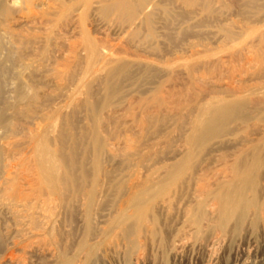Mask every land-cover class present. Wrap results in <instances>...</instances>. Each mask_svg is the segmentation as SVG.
<instances>
[{
    "label": "rangeland",
    "instance_id": "rangeland-1",
    "mask_svg": "<svg viewBox=\"0 0 264 264\" xmlns=\"http://www.w3.org/2000/svg\"><path fill=\"white\" fill-rule=\"evenodd\" d=\"M15 1L16 0H7V4L11 9V13L10 15L6 16V21L3 18L1 19V21L3 20L6 22L5 24L8 25L10 29L9 31H12L11 33H13L14 31V34L16 35L19 34L20 36L21 34V37L24 35L22 41L23 43H25L26 47L21 51L22 53H20L19 55L20 58L22 57L21 54L24 56V58L22 57V61L17 60L19 58L18 56L15 58V60H13V62L9 63L7 61V58L15 47L12 44L13 42H11V40H8V42L10 41L11 44L10 42L7 43L6 40L9 38L6 37H10V35L13 34H11L9 31L7 33L3 32L4 30L1 27L2 24L0 23V28H2L0 29V32H2L0 33V62L2 61L1 64L8 63L7 65H9L10 69L12 68L13 70H11L12 72L7 73L5 75L7 77L4 78L6 80L4 81L3 85L4 98L2 101L3 103L0 102V110L5 108V112L8 115L3 112L4 109L0 111V113L5 117L7 116L6 118H4L5 120L0 116V136H2L0 138V145H4L5 139H8L7 141H11L12 143L14 142L13 146L15 144L18 146L9 147L12 148L11 150L16 156L13 157L14 159H12L10 161L11 163L9 162V164L15 166L14 168H12V170H14L12 172H18L17 174L15 173V175L21 178L23 176L25 177L27 175H33L34 170L32 171L31 169V161L33 157L31 153L26 152L25 154L21 152V154L20 152H18L23 151V149V152L27 151L24 143L27 144V142H29L28 139L26 140V137L28 138V136H25L26 133L24 132V125L20 126V124H26L28 126L29 124L27 123H30L32 130L29 129L30 126H28V128H26L25 130L27 131L29 129L27 132L28 134L26 135H29L31 130V132H36V134L33 132L34 135H48L50 136V138L54 137L56 135L55 130H57L59 126H62L64 122L66 123L67 121L73 122L72 125L74 127H72L74 129L76 128L74 131L80 132L83 129L86 130L92 125V120H89V112L88 110L86 111V105L85 107L83 105V99H85L86 101V99L89 98L90 101L91 98V101L94 102V104L96 103L97 108H100L99 112L101 113V116L102 114L104 115L102 117L106 118V122L110 120L107 122V124L104 121L105 125H107L106 127L108 128H105L104 126L101 131L108 134L109 132L113 133L112 130L114 129V132L117 131L116 133L119 136L121 135L120 138L125 137L126 134L127 136L129 135L132 138L135 136L134 140L136 139V141H139V144L138 141L136 143L141 146H139V148L143 151L142 154L144 153V155H148L152 154V152H159L157 153L158 155L156 154L155 157H153V159L156 160L155 162L150 161L151 163L147 162L146 164L149 163L148 165H150L152 163H158L157 166H159L160 168L164 166L165 161V164L170 163L169 159L173 158V149H176L178 147V141H176V138L180 137L176 135L179 134V131L176 129L177 124L174 121L175 117L173 118V121H167L161 127V130L159 129L158 131H156L157 133L155 132V128H148L146 131H144L143 138L141 137V128H139V126V129L137 128V123L139 124L142 109H144L145 112L148 110L149 106L153 105L150 103L154 98L151 96V94L153 96L156 95V89L158 90L159 87L160 89L162 88L163 94L167 101L169 100V102H172L174 110L172 111V113L174 115V112L176 114V111H178V108H180V106H178L179 102L182 103L183 101L184 106L186 105L189 107H193L195 105L192 106L190 102L192 100H195V102L196 100L201 101L202 95H204V101L209 98V94L212 96V91L213 96L218 92L216 96L219 95L220 97H223L227 93L229 94L230 90H234V88L238 89V87L240 86L250 87L253 85L255 86V84L259 85L260 81L264 78V73L260 70V62L262 61V57L253 53L252 54L254 56L250 53L246 54V51L248 49V51L251 52L258 46L257 39L260 34L264 32V0H255L254 2L259 1L256 6V3H253L254 6L252 4H250L251 6L249 5L250 1L252 2L253 0H206L205 5H207L208 3V5H210L209 9L203 8L205 7L204 3L197 6L193 5L188 0H154L152 2L153 6L152 8H150L151 11L149 10V14L151 15L153 22L152 29L149 30L147 27L142 26L139 29L138 33H136V36L134 35V37L132 36L135 33L129 35V33L132 31L128 32L129 30L127 31L124 29L125 26L121 24L122 22L119 23L118 16L116 14H114L116 16L111 14L110 16L104 18L101 17L99 13H97L99 14L97 15L96 12H90L91 14L89 13L85 17V19H79L77 15H75L76 17L72 16L70 14L71 12H69L70 16H67V14L64 13L66 8L76 0H31L32 6L25 3L23 0H17L16 2ZM54 2H59L58 5L61 12L59 11V9L57 10L58 6L57 8L55 7L57 3L55 6L53 5ZM64 5L65 7L62 11L61 7H63ZM258 6H261L262 10L259 9L260 7ZM53 7H55V9ZM53 9L54 11L56 10L59 12L55 11L53 14ZM228 28L230 29L228 30ZM230 30L233 32L232 34L234 36V38L232 37L234 42L232 41L231 43L230 41L232 39L228 40V34ZM86 33V37H88V39L90 37V40L98 44L99 47H106V49L108 50H106L107 55L109 57L114 59L116 58L117 60L122 61L127 60L130 63L132 61V64L134 65L132 67L136 68L134 69V72L136 71V73L133 72L136 78L133 76L130 79H125L124 81H122V92L120 91V93L117 94L116 98L114 97V99L110 101V105L106 108L103 106L105 102V92L103 90V86H101L102 79L99 78L100 76L102 77V75L99 76V74H102L101 72H95V77L97 75L99 76L97 77L98 80L96 79V82L98 81V84L93 81L91 90H86V87H82V80L84 78L83 73L85 72V68L87 67L86 62L83 61L84 59L82 57L85 54L83 50L85 49L84 44H86H83V42H86V40H88L85 37ZM4 38L6 42L3 40ZM10 38H12V36ZM8 44L9 46H7ZM10 46L12 48L14 47L13 50L8 49L10 48ZM244 49L246 50L243 51ZM241 51H243V54H246V58L245 55H238ZM27 61H29V64ZM141 61L142 63H139ZM146 61L147 63L152 64L150 65L151 68L153 67L152 69L148 70L146 68H143V66H141L142 68L138 67L137 64H145ZM24 62L27 63V67H25L26 64ZM253 71H256V73L254 74ZM22 72H24V75ZM199 75H201V78L199 77ZM255 75H257V77ZM99 81L101 85H99ZM23 82L26 83L30 88H33L31 97L29 95L27 97L25 96V101H22L23 105L20 103L19 105L17 102L15 103L13 95L16 96L15 87ZM152 89H154V91ZM219 92L221 95H223L221 93L223 92L224 95L221 96ZM143 93L145 94L143 95ZM198 93L200 95H198ZM194 95L197 96V99H195ZM199 96L200 99L198 98ZM124 97L126 98V102ZM35 98H38V100H36ZM169 98H172V100L170 101ZM92 99L95 101H93ZM5 100H7L8 102H6ZM140 100L142 102H144L145 100V103L147 101L149 102L146 103L148 104V106L146 107L147 109L142 106H146L145 103L140 105ZM184 100L186 102H184ZM188 102L189 104H187ZM4 103L7 104V107L4 105ZM14 103L16 105H14ZM133 103L134 106L136 104V107L133 106ZM152 103L155 102L153 101ZM11 104L17 107L15 108ZM24 105L26 108L23 107ZM137 105L142 109L137 108ZM182 105L181 107H183ZM21 106L25 109V112L29 107L31 108H29L30 110L27 111V114L29 112L28 116H32H30V118L28 117L29 120L28 118H26L27 115H24L25 113L22 112L23 108H20ZM128 106L130 108H133L130 109L128 108ZM17 108L18 110L20 109L22 111H19L18 113ZM152 108L150 107L149 109L151 110ZM20 112L24 113V116L22 115V113L20 116ZM42 112L44 113L42 114ZM144 112L142 111L143 114ZM16 114L19 116H17ZM44 114H47V116H44ZM31 119L36 120H34L33 122L31 121ZM64 119L65 121H63ZM16 120L19 124L16 122ZM42 120L43 123L41 124ZM35 123L38 125H36ZM2 125L5 126V128ZM13 125L15 126L13 127ZM6 126L8 128L13 127L15 132L17 131L20 136H23H18V133L16 132V135L18 137L15 135L16 138L15 136H13L14 138H8L11 135H7ZM38 126L39 128H37ZM175 129L177 130V133L175 132ZM18 130L20 132L22 131V133H20ZM4 132L6 134L3 135ZM106 134L104 133V135ZM4 136L5 139H3ZM137 136H140V140L139 138L137 139ZM23 137H25V139ZM21 138H23V140ZM171 141L173 142L171 143ZM174 142H176L177 146H175ZM21 146L25 147L21 148ZM13 148L17 151L15 150L16 152H14ZM144 151H146V153ZM231 153L232 152H229V154ZM117 154L119 155L120 153ZM14 155L12 154V156ZM19 155L20 157H18ZM118 159L120 160V162ZM159 160L164 162H160ZM111 161L113 162L105 163V166H107L106 169L110 171V173H112V181L115 178L113 181L115 183L119 179L122 180L124 175L128 173V171H125V174L124 170L128 169L130 172V170H133L134 168L137 169L136 167H131V169L125 164V166H122L123 163H121V154ZM157 166L156 168H158ZM217 169L220 168L218 167ZM26 171L28 174L25 175L24 173H26ZM139 171L145 173L143 167ZM107 184L105 185V189L109 191V189L111 188L110 186H112V182L111 184ZM191 194L192 192L186 195L185 193H183L182 195H180V197L177 198L179 200L176 199L177 202L175 201L174 203H172V205L168 204V206L165 205L166 207H164V209H156V212L158 213L156 214V216L159 222V225L158 222L156 224V229L159 231V233L157 231L155 242L153 240L154 237L149 238V240L144 239V242L146 240L145 245L147 246L140 252L142 253L144 251V253L142 254L146 258L136 261L139 256V251L135 249L130 254L128 248H125L124 245L121 247L122 244L117 248V250L119 249V252L115 250V253L113 251H110V253H108L109 251L106 249L108 237L101 236L90 243L91 245L93 243L94 246H98V250H96L93 258H91V260L86 264H264V237L258 235H256L257 237L252 235V237L251 235H247L243 231H241L239 234H234L232 228L233 224L230 225V230L228 229L224 234L220 235L213 228H211L213 232L212 230L210 231V229H207L202 239H195V237L193 236L194 228L188 223L185 217V214L189 208L188 204H190L191 200L194 202V204H192L193 202L191 201L190 207H195V201L190 198ZM106 196L108 197L100 200V202L102 203L104 201V203H106L105 200H109L110 202L107 201L109 205L107 203H99V206L97 205L98 207L96 208V210L100 214L104 213V219L103 217L98 218L100 219V221L106 220L105 222L107 224L109 223V221H111L109 219L119 217V214L117 213L118 211L114 210V208L119 209L116 204L120 206V203L122 201L119 196L113 195L112 192H110ZM188 196L189 199L184 200L188 198ZM78 200L79 199L77 198L68 200V202L63 203L61 207L56 209V212H53L56 214L54 217L53 215L51 216L52 219L49 230L47 231L48 234L44 237H40L39 239H36V237H32L31 241L19 239L21 241L20 247H22L23 243L34 246H32V248L28 250L29 253L26 254V257L24 255V258H26L27 260L26 264H64L65 261H69L71 259L74 260L77 258L75 249L83 236L82 225L84 219L82 215L83 213L79 208L81 204H78L80 203V201L78 202ZM112 200H114L113 203ZM117 200L119 201V203H116ZM0 202L2 203L1 199ZM1 203L0 221H2V226H5L3 227V229H11L8 240V243H11L13 242V240L15 241V238L17 237L15 235L16 222L14 221V218L10 216V213L8 214L6 210L5 212L1 208ZM114 211H117V215L114 214ZM112 214L114 215V217H111L113 216ZM4 218L7 220H5ZM207 223H205V229L207 228L206 226H208ZM3 233H5V231H3ZM53 236H57L60 242L59 249L55 251L58 253H55L54 257H52L50 255V252H48L47 250L48 246L50 245L49 242H51ZM11 237L14 239L12 240ZM38 243L47 245L44 246L47 251L43 249V246L38 247ZM20 247H13L11 243L10 248H13L14 250L12 254L13 259H11L9 254L7 253H0V264H21L20 261H22L23 259V251ZM104 248L106 249V252H101L102 250H105ZM63 249H65L67 253H63ZM59 254L61 255V257ZM128 255L131 257H129ZM62 257L65 258L63 259ZM132 257H135L136 259H133ZM7 258L12 261L8 260ZM77 263L84 264V262H81L79 260Z\"/></svg>",
    "mask_w": 264,
    "mask_h": 264
},
{
    "label": "bare ground",
    "instance_id": "bare-ground-1",
    "mask_svg": "<svg viewBox=\"0 0 264 264\" xmlns=\"http://www.w3.org/2000/svg\"><path fill=\"white\" fill-rule=\"evenodd\" d=\"M23 1L27 4L30 5L32 4L31 0H23ZM153 1L154 0H76L66 8L64 13L67 14V16L68 15L70 16V14L72 16L77 15L79 19H85V17L90 12L91 13L96 12V14L99 13L100 16L104 18L110 16L111 14L113 15L116 14L118 16L119 23L122 22L121 24L125 26V27L123 26L124 29L127 31L129 30L128 32L132 31L129 33V35L135 33L132 36L134 37V35L136 36V33H138L139 29L142 26L147 27L149 30L152 29L153 22L151 15L149 14L150 13L149 10L151 11L150 8H152L153 6L152 5ZM188 1L193 5H197V6L204 3L205 7L203 8L206 9L210 8V5H208V3L207 5H205L206 0H188ZM254 1L255 0H253L252 2L250 1L249 5L252 4L254 6V4L256 3L255 4L256 6L259 1L258 2H254ZM56 3L57 2H54L53 5L55 6ZM58 3L55 7L57 8L58 6L57 10L59 9L60 11V7ZM55 7L53 8L55 9ZM64 7L65 5L61 7L62 11ZM258 7H260L259 9H261V6ZM54 9L52 12L53 14L56 11V10L54 11ZM69 12L71 13L69 14ZM10 13H11V9L7 4V0H0V23L2 24L1 27L4 30L3 32L6 33L10 29L8 25L5 24L6 23L5 21H6V16L10 15ZM2 18L5 19V21L3 20L1 21ZM229 29L230 28H228V30ZM232 33L233 32L230 30L228 34V38H229L228 40L232 39L230 43L233 41L234 38ZM11 34H13L10 35V37L12 36V38H10L9 36L6 37L9 38L6 41L7 43L10 42V41L8 42V40H11V42H13L12 44L15 47V48L13 47L15 51L11 46L10 48L7 47L8 49L13 50V51L11 50L12 52L10 51L11 53L9 52L10 55L7 58V61L9 63L13 62V60H15V58L18 57L20 53H22L21 51L24 50V48L26 47L25 43H23L22 41L24 35L21 37V34L20 36L19 34L16 35L14 34V31ZM86 35L87 33L85 34V37ZM86 38L88 39V37ZM3 40L5 41V38ZM257 42H258V46L256 48L254 47L255 49L251 52L248 51L249 50L248 49L246 51L247 52L246 54L248 53H250L251 55L256 54L262 57V61L260 62L261 64L260 70L261 72L264 73V50H263L264 32L260 34V36L257 39ZM83 44L85 45V49L83 50L85 54L84 56H82L84 59L82 60L86 62L87 67L85 68L86 70L84 69L85 72L84 71H83L84 73L82 72L84 75L83 76L84 78L82 80L83 81L82 87H86V90H91V87L93 86L92 85L93 81L96 82L97 77L102 75V77L101 76L99 77L100 79H102L101 82L102 85L100 81H99L100 83L99 85L103 86V90L105 92L104 93L105 102L103 106L106 108L107 106L110 105L111 103L110 101H112L114 97L116 98L117 94L120 93L122 88L121 87L122 81H124L125 79L132 78L134 76L133 74L134 69L136 68L132 67L134 66L132 64V61L130 63L127 60L122 61V60H117L116 58L114 59L109 57L107 55L108 50L106 49V47L104 46L105 48H103V46H100L101 47L100 48L98 44L90 40V37L88 40H86V42H83ZM7 46H9V44ZM246 49H244L243 51H245ZM243 51H241L238 55L239 56L245 55L246 58V54H243ZM21 56L24 58L22 54ZM22 57L20 58L19 56L17 60L22 61L23 60ZM1 62H0V102H2L4 98L3 85H4V81H6L4 78L7 77L5 75L13 71L12 68L10 69V66L7 65L8 63L1 64ZM27 62L29 64V61ZM24 63L26 64L25 67H27L28 66L27 63L26 62ZM139 63H142V61ZM137 65L138 67L143 66V68H146L148 70L153 68V67L151 68L150 66L152 64L147 63V61L145 62V64L143 63ZM95 72L97 73L101 72L102 74H99V76L97 75L95 77ZM253 72L254 74L256 73V71ZM22 73L24 75V72ZM134 73H136V71ZM200 76L201 75H199V77ZM255 76L257 77V75ZM262 80L260 81L259 85L257 84H255V86L253 85L254 87L240 86L238 87V89L234 88V90L229 91V94L227 93L228 95L226 94L227 91L225 92L226 95H224V93L221 92L225 97L221 95L220 92L219 94L223 97H220L219 95L216 96L218 92L213 96V91H212L211 92L212 96L209 94V98L207 100L204 101L203 100L204 95H202L201 101L196 100L195 102V100L194 101L192 100L193 101L192 103L191 99L193 97L191 96L192 98L190 99L191 101L190 103L192 104V106L193 105L195 106L193 107H189L186 105L184 106L183 101L182 103L179 102L180 105L178 103V106H180V108H178L176 114L174 112V115L172 113V111H174L173 104L172 102H169V100L167 101V99L163 94V90L162 88L160 89V87L158 88V90L156 89L157 91L156 95L153 96L151 94V96L154 97L153 101L155 102V103H152L153 101L150 102L151 104L154 105V106L152 105L153 108L152 106H149L148 110L144 112V109H142L137 105L138 106L137 108L142 109V111L144 112L143 114L142 111L140 110L141 117L139 116L140 117L139 124L137 123V128L138 126L139 128H141L140 134L142 138L144 136L143 135L144 131H146L148 128L151 129L155 128V132H156L159 129L161 130V127L167 121L168 122L171 120L173 121L174 119H175L174 120L175 123L177 124L176 129L179 131V134L176 135L180 137V138L177 137L179 140L176 138V141H178L177 142L178 147L176 149L175 148L173 149L174 151L173 158L169 159L170 163L165 164L166 163L165 161L164 166L160 168L159 166H157L158 163H152L150 165H148L149 163L146 164L147 162L150 161L155 162L156 160H154L153 157H155V155L159 152L157 153L152 152V154H148V155H144V153L142 154L143 151L139 148L140 145H138L139 141L137 140L138 141L137 144L136 139L134 140L135 136L132 138L129 135L127 136L126 134L125 137L120 138L121 135L119 136L116 133L117 131L114 132L113 131L114 129L112 130V127L111 130L113 133L109 132L108 134H106V132L101 131L104 128V126L105 128H108L106 127L107 125H105L106 118L102 117L104 116L103 114L101 116V113L99 112L100 108L99 109L97 108L96 103L94 104V102L91 101V98L90 101L89 98L86 99V101L85 99H83L84 100L83 105L84 107L86 105L87 108L86 111L88 110L89 112L90 118L89 117L88 118L89 120L90 119L92 120V121L90 120L92 125L88 127L86 130L84 129L82 130L83 128L82 127L81 128L82 131L80 132L74 131L76 128L75 129L73 128L74 127L72 125L73 122L67 121L66 123L64 122L62 126H59L60 128L58 127V129L55 130L56 135L50 138V136L48 135H42V136L41 135L39 136L38 134L34 135L33 134L34 131L31 132L32 129L30 123L27 124H29L28 126H30L29 129L31 130L29 135H26L28 134L27 132L29 129L27 131L25 130L26 128H28V126L26 124H20V126L24 125L25 129L24 128L23 129L24 132L26 133L24 134L25 136H28V138L26 137V140L28 139L29 142L26 141L27 144L24 143L27 151L23 152L24 151L23 149V151H18V152L20 153L22 152L25 154L26 152L31 153V155L33 156L31 161L32 162L31 169L32 171L34 170V174L27 175L25 177L23 176L24 178L15 175V173L16 174L18 173V172L15 173L12 172L14 171L12 170V168H14L15 166L9 164V162L12 159H14L13 157H16L11 150L12 148H9L13 146L14 142L12 143L11 141L10 142L7 141L8 139L6 140L4 136L3 137V139H5L4 142L5 143L8 142V143L6 144L4 143V145H0V199L2 201V203L1 202L0 203H1V208L4 211L6 210L8 214L10 213V216H12V218H14V221L16 222L15 235L17 237L15 238L13 236L15 238V241L13 240L14 238L11 237V239L13 240V242H11L13 247H18V246L20 247L21 241L19 239L31 241L32 237L33 238L36 237V239L37 238L39 239L40 237H44L45 235H47L48 234L47 231L49 230L51 224V219H52L51 216L53 215L54 217L56 214L53 212L59 207H61L63 203L68 202V200L77 198L79 199L78 202L80 201V203L78 204L79 205L81 204L79 208L81 209L84 218L82 225L83 236L82 239L77 244L76 249L74 248L76 250L77 258L74 260L68 259L69 261H65L64 264H76L78 260L84 262V264L89 262L91 258H93L96 250H98L97 248L98 246H94L93 243L91 245L90 243L101 236L108 237V242L106 244V249L109 251V252L107 251L108 253H110V251L113 252L115 250L118 251L119 249L117 250V248L120 247V245L122 244L121 247L124 245L125 248H128L130 254L132 253V251L137 249L139 251V256L136 261H139L140 259L146 258L142 254L144 253V251L142 253L140 252L143 248L147 246L145 245L146 240L144 242V239L149 240V238L154 237L153 239L154 242L156 240L155 236L157 235V231H158L156 229V224L158 222V218L156 216V214L158 213L156 212V209L159 208L164 209V207L168 206V204L172 205V203H174L176 199L180 197V195H182L183 193H185L186 195L191 192L192 194L190 198L195 201V207H190L192 201L190 199L191 200L190 204H188L189 208L186 204L188 210L187 212L185 211L186 212L185 217L188 223L194 228L193 236L195 237V239L198 240L202 239L206 233L205 231L207 229H210L211 231L212 230L211 228H213L220 235L224 234L225 232H227L229 227H231L230 226L231 224H233L232 228L234 234H239L241 231H243L247 235H251V236L254 235L255 237H257L256 235H258L264 237V80L263 81ZM32 88H30L24 82L17 85L15 87L16 96L13 95L15 103L17 102L18 104L19 103L22 104V101H25L28 95L31 97ZM152 90L154 91V89ZM144 94L145 93H143V95ZM198 95L200 94L198 93ZM194 97L195 99H197V96L194 95ZM198 98L200 99V96ZM36 100H38V98ZM171 100L172 98L170 99V101ZM5 101L8 102L7 100ZM125 102H126V98H125ZM139 102L141 105L145 103V100L144 102H142L141 100ZM184 102L186 101L184 100ZM5 103L4 105L6 106L7 104ZM15 103L14 105H16ZM187 104H189V102ZM181 105L183 107H181ZM129 106L128 108H130L132 104L130 107ZM142 106L146 108L148 104H146V106L145 105ZM23 107L26 108L25 105ZM23 107L21 106L20 108ZM134 107H136V104ZM150 107L152 108L151 109L152 111L149 109ZM24 108L23 111L20 109L18 110L17 108L18 113L19 111H22L25 114L20 112V116L22 113V115L23 114L27 115L26 118L28 117L30 118L31 115L28 116L29 112L27 114V111L30 110L31 108L29 107L30 109L28 108L26 112ZM3 109H4L3 112H5V108ZM43 113L44 112H42V114ZM0 116L3 117V119L7 117V116L5 117L3 114H1ZM44 116H47V114L46 115L44 114ZM32 119L31 121L33 122L34 120H36V119L34 120ZM63 121H65V119ZM16 122L18 123L17 120ZM42 123L43 120L41 121V124ZM14 126L15 125H13V127ZM3 127L5 128V126ZM13 127L12 128L7 127L6 133L8 136L10 135L11 136L10 137L6 136V137L11 138L16 135L17 131L15 132ZM37 128H39V126ZM176 129L175 132L177 133ZM6 133L4 132L3 135ZM20 133H22V131ZM34 133L36 134V132ZM104 133L106 135H104ZM18 136H20L19 133ZM22 136L23 135H21L20 137ZM1 137L2 136H0V138ZM23 138L25 139V137ZM23 138L21 139L23 140ZM138 138L140 140V136L139 137L137 136V139ZM172 142L173 141H171V143ZM174 143L175 146H177L176 142ZM15 146L17 145L15 144L13 147ZM22 147L23 146H21V148ZM15 150L16 149H14V152L17 151ZM144 152L146 153V151ZM229 152L232 153L229 154ZM117 153L121 154V159H122L121 163H123V165L121 164L122 166L127 165L130 168L136 167L137 169L134 168L129 172L127 167L126 168L127 170H124V172L128 171V173L126 174L125 172L126 175H124V177L122 176L123 177L122 180L119 179L120 181L118 180L115 183L113 182L115 178L112 181L111 178L112 173H110V171L106 169L107 166H105V163L113 162L111 160H114L115 157L117 158L118 156H120V154L118 155ZM12 154L14 156H12ZM18 157H20V155ZM160 162H164V161H160ZM156 166L158 168H156ZM142 167L145 173L139 171ZM218 167L220 169H217ZM24 174L25 175L28 174L27 171ZM111 182H112V186H110L111 187L110 189L108 188L109 187L108 186L107 188L109 189V191H107V189H105L106 187L105 185L107 183L111 184ZM110 192H112L113 195L115 196H119L122 202L120 203V206L116 204L119 203L118 200L115 203L119 209H115L113 206L114 210L118 211V212L114 211V214H116L117 212L119 214V217H115L112 219L111 217H114V215L112 214L113 216L110 217L111 219L108 218L111 221H109V223L106 224L105 222L106 220L100 221V219L98 218V217H103L104 219L105 216L104 213H102L103 215L98 213L96 208L99 206V203H101L100 200L104 199L105 197H108L106 195H108ZM187 199H189V196L184 200ZM107 201L105 200V202L108 204ZM113 202L114 200H112V203ZM103 203L104 201L101 204ZM192 204H194V202ZM1 222L2 221H0V247H1L0 253L2 254L7 253L9 254L10 258L13 259L12 254L14 250L13 248L12 249L10 248L11 243H8L11 229L10 228L3 229V227L5 226H2ZM205 223H207L208 225L206 226L207 227L206 229H205V225H206ZM3 231H5V233H3ZM54 237L55 236H53V239L51 240V242H49L50 245L48 244L49 246L47 249L52 257H54L55 253H58L55 251L58 250L60 247V242L57 236L55 238ZM26 244L27 243L25 244L23 243L22 247H20L21 250L23 251V257H22L23 259L22 261H20L21 264H26L27 260L26 258H24V255L26 257V254L29 253L28 250L31 249L33 246L30 244L27 245ZM39 246H43V249L47 251L44 248V246L47 245L38 243V247ZM106 249L102 250L101 252L103 251L106 252ZM62 251L63 253L66 252L65 249H63ZM132 258L136 259L135 257Z\"/></svg>",
    "mask_w": 264,
    "mask_h": 264
}]
</instances>
